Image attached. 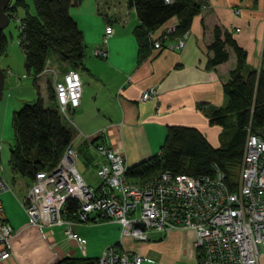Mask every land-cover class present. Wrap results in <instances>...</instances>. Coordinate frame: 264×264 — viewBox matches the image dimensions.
<instances>
[{
    "label": "crops",
    "instance_id": "1",
    "mask_svg": "<svg viewBox=\"0 0 264 264\" xmlns=\"http://www.w3.org/2000/svg\"><path fill=\"white\" fill-rule=\"evenodd\" d=\"M198 1L203 5L202 12L194 18L185 46L181 50L172 49L171 45L180 38L169 36L163 40V48L154 49L141 63L134 35L140 21L128 0L119 1L121 12L114 16L103 15L98 5L97 13L104 21L95 17L92 24V18H81V12L73 10L75 6L71 8V15L90 47L85 60L87 69L80 71L84 84L81 106L72 114V127L77 132L74 146L78 152L85 137L106 129L105 143L123 154L129 167H133L160 152L169 126L197 128L214 147H220L221 128L211 125L207 114L227 104L223 85L236 69L238 56L228 46L229 61L210 68L209 60L214 53L209 46L214 41L215 29L220 28L247 52L243 74L248 76L253 70H260L264 53V0ZM177 23L176 18L172 19L154 33V38H161ZM109 26L113 35L105 44ZM97 48L105 49L108 58L96 57ZM46 78L48 82L50 77ZM152 87L158 89V98L144 101L143 93ZM90 151L89 162L96 166L97 153L92 148ZM2 162L0 149V175L11 188L1 199L7 220L17 235L10 244L11 258L0 260V264H57L66 257L100 259L107 247L121 242L125 250L145 256L148 264H199L193 249V231L153 232L150 241L137 242L122 239L121 226L108 221L72 225L85 242L84 253L77 241L67 237L66 227L30 225L22 200L29 194L33 181L13 171L10 162L8 166ZM260 264H264V256Z\"/></svg>",
    "mask_w": 264,
    "mask_h": 264
},
{
    "label": "built area",
    "instance_id": "2",
    "mask_svg": "<svg viewBox=\"0 0 264 264\" xmlns=\"http://www.w3.org/2000/svg\"><path fill=\"white\" fill-rule=\"evenodd\" d=\"M176 26L162 36L169 37ZM112 35L113 28L109 26L105 44ZM186 38L187 35L178 39L171 48L181 50ZM155 48H162L161 41L155 43ZM94 55L108 58L103 48H97ZM43 74L51 76L61 116L73 126L72 114L81 106L83 96L80 72L70 70L60 77L49 60ZM158 96V89L152 87L143 93L142 99ZM107 133L103 129L93 137L84 136L97 153L96 167L101 185L95 188L84 180L77 168L79 155L72 142L54 170L36 175L29 194L23 198L30 225L66 227L67 237L77 241L84 253L85 242L72 229L75 223H94L93 219L115 222L121 226L122 239L131 238L137 242L150 241L153 232L167 234L187 230L195 234L193 249L199 264L261 263L264 256V127L248 130L235 190L216 166L211 175L199 178L163 172L144 184L132 182L124 155L99 140ZM9 190L11 188L0 175V260L11 258L10 244L17 235L7 220L1 199ZM69 200L79 204L74 220L65 212ZM146 259L139 252L125 250L121 242L107 247L99 264H143Z\"/></svg>",
    "mask_w": 264,
    "mask_h": 264
},
{
    "label": "trees",
    "instance_id": "3",
    "mask_svg": "<svg viewBox=\"0 0 264 264\" xmlns=\"http://www.w3.org/2000/svg\"><path fill=\"white\" fill-rule=\"evenodd\" d=\"M84 1L34 0V14L25 0H12L6 8L11 19L17 17L20 8L25 10L26 14L20 19L19 26L20 46L25 56L27 73L36 84L48 61L53 63V54H57L64 64V73L87 69L85 60L88 47L83 31L70 12L73 6L81 5ZM128 4L135 8L140 21L134 30L139 63L153 53L157 41H161L163 48L166 37L155 39L154 33L157 30L176 18V30L169 36L182 38L190 32L194 18L201 14L203 8L198 0H128ZM8 44L4 31L0 32V57L7 53ZM228 46L234 48L238 56L236 69L223 85L228 101L225 106L214 108L207 114L211 125L223 128L220 137L224 144L219 148L214 147L205 134L194 127L169 126L160 152L129 167L127 174L132 182L144 184L163 172L199 178L211 175L216 166L226 175L231 189H236L235 180L242 166L248 130L251 128L257 131L264 127V53L261 69L253 70L245 76L243 72L247 64V52L230 34H224L220 28H216L214 41L209 46V51L214 53L209 60L210 68L229 61ZM47 90L48 104L39 92L36 102L26 104L20 111L14 112L12 119L15 145L11 148L9 162L13 171L29 181H34L40 172L54 170L77 134L61 116L50 80L47 82ZM233 116L236 117V129L225 140L227 123ZM99 140L105 142L104 139ZM90 148V144L85 141L78 152L79 157L84 156L89 161ZM78 210V202H67L65 212L69 219H76ZM92 221L98 223L95 219ZM57 264H99V259L66 257Z\"/></svg>",
    "mask_w": 264,
    "mask_h": 264
},
{
    "label": "rangeland",
    "instance_id": "4",
    "mask_svg": "<svg viewBox=\"0 0 264 264\" xmlns=\"http://www.w3.org/2000/svg\"><path fill=\"white\" fill-rule=\"evenodd\" d=\"M29 4L31 13H36V7L34 0H25ZM89 1H91L89 3ZM120 0H101L99 3L96 0H85L81 5L73 7V10L81 12V18H92L91 24L95 17L104 18L100 16L98 12V5L103 15L114 16L121 12ZM24 8H20L17 17L11 19V23L7 29L4 30V34L7 36L9 44L7 53L0 57V67L5 71L6 80L4 86L3 99L0 101V149L2 150L3 165H9V158L11 154V148L14 146V129L12 125V119L14 112L20 111L26 104H32L36 102L39 97V92L45 103L48 104L49 96L47 90V76L43 74L38 79V86L32 76H29L25 65V56L20 46V19L25 16ZM83 20V19H82ZM90 54V47L87 48V57ZM53 65L59 71L60 77L62 76V70L65 69L64 64L59 59L57 54L52 55ZM82 72V71H81ZM82 77V75H81ZM69 125L68 122L65 121ZM236 117H231L227 123V135L223 139L228 140L232 133L236 129ZM221 128V132L223 128ZM221 135V134H220ZM218 137L219 145L224 143L221 137ZM77 168L81 173L84 180L91 186L98 188L102 180L98 176V169L94 163L89 162L84 156H80L77 160ZM88 224V223H84ZM102 229V228H100ZM96 230V229H95ZM97 233V232H96ZM155 233H150L153 236ZM97 235V234H96ZM95 238V237H94ZM83 240V239H82ZM84 241V240H83ZM155 262V261H154ZM149 260L146 259L144 264H148Z\"/></svg>",
    "mask_w": 264,
    "mask_h": 264
},
{
    "label": "water",
    "instance_id": "5",
    "mask_svg": "<svg viewBox=\"0 0 264 264\" xmlns=\"http://www.w3.org/2000/svg\"><path fill=\"white\" fill-rule=\"evenodd\" d=\"M11 0H0V32H3L11 23V18L6 13V8ZM6 75L0 67V101L3 99Z\"/></svg>",
    "mask_w": 264,
    "mask_h": 264
}]
</instances>
